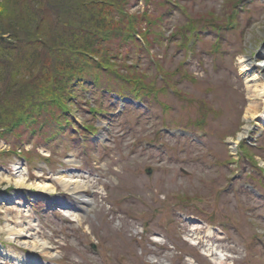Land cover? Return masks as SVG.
I'll return each instance as SVG.
<instances>
[{"label":"rangeland","instance_id":"374dc122","mask_svg":"<svg viewBox=\"0 0 264 264\" xmlns=\"http://www.w3.org/2000/svg\"><path fill=\"white\" fill-rule=\"evenodd\" d=\"M125 3L126 14L112 11L115 33L102 52L111 69L96 71L97 89L79 91L75 109L56 107L52 121L31 119L0 139V246L46 264H218L222 255L219 264H264L263 98L238 139L249 104L241 64L264 60V0ZM22 164L29 184L55 182L56 192L18 187ZM66 170L89 183L79 193L94 203L64 218L56 199H74L54 176ZM24 209L52 255L7 240L6 222L22 225ZM205 224L222 230L205 248L211 256L184 239Z\"/></svg>","mask_w":264,"mask_h":264},{"label":"trees","instance_id":"16d2710c","mask_svg":"<svg viewBox=\"0 0 264 264\" xmlns=\"http://www.w3.org/2000/svg\"><path fill=\"white\" fill-rule=\"evenodd\" d=\"M125 1L0 0V139L31 119L52 121L56 107L75 109L79 91L97 89L96 71L111 69L105 35H114L112 13L126 14ZM11 108L15 116L6 119Z\"/></svg>","mask_w":264,"mask_h":264},{"label":"bare ground","instance_id":"6f19581e","mask_svg":"<svg viewBox=\"0 0 264 264\" xmlns=\"http://www.w3.org/2000/svg\"><path fill=\"white\" fill-rule=\"evenodd\" d=\"M257 62L258 63L256 64L253 59L246 58V60H243L241 64L242 70L245 72V78L247 81V92L249 95V102H248L249 104L245 112L246 118H245L244 127L242 131L238 134L239 140H242L243 138L245 139L246 135L249 134L251 128L253 127L252 122L256 119L258 115L257 110H258V105H259L258 103L259 99L261 98L264 99V74L258 73V71L260 72L259 70L260 68L264 69V63L263 61L261 62L257 61ZM232 148L235 149L236 148L235 145H233ZM69 163H72V161H70ZM23 165L24 164H22L19 167H15L17 173L19 172V175H18L19 178H17L16 180V184L18 187L34 188L41 193L47 192L49 194H53L56 192L55 182L50 183L46 181H43V182L39 181L33 184H29L25 176L26 170ZM54 179L56 183H59L65 189V191H67L74 199L73 202H69L68 200H66V202L65 201L60 202V204L63 205V207L61 208L65 210V212H63L64 215L70 216L71 208L75 210H78V208H81L84 210L89 205L94 203L93 198H90L89 196L85 194L79 193V192H83L84 190H87L89 186V183L85 181L84 179H82L81 176L77 175V177L75 178L70 173V170H66L64 174L55 175ZM15 199H16V196H12L11 198H9V201L15 200ZM27 205H28V202L25 200L23 201L22 204L20 203L19 208L25 207ZM23 211L25 212L24 213L25 219L22 223L21 221H19L22 225H18V224L12 225L11 223L6 222L7 224L6 229H7V235H8L7 240L10 242H14L16 245L24 249L26 248L34 252L37 251L40 253H44L46 255H52L51 251L49 250L50 248L49 242L47 240H44L42 237H40L36 232V228L38 227L37 223L33 221L30 222L28 219L29 212L26 209H24ZM75 218H77L75 214L74 216L73 215L71 216V219L74 220ZM30 223L33 226H35V229H33L32 232L29 231L28 229V224ZM155 239L158 241H162V238L156 237ZM2 247L3 246H0V257H3L4 260L3 261L0 260V264H5L4 263L5 260H10L13 264H39V263L46 264L44 262H41L37 256L30 258L26 255L25 256L19 255L15 250L10 252ZM211 253L212 251L211 252L207 251L205 255L211 256ZM222 256H219V257L217 256L218 261L217 259H215L218 264L222 262V258H221Z\"/></svg>","mask_w":264,"mask_h":264},{"label":"water","instance_id":"95a60500","mask_svg":"<svg viewBox=\"0 0 264 264\" xmlns=\"http://www.w3.org/2000/svg\"><path fill=\"white\" fill-rule=\"evenodd\" d=\"M148 173H149V171H148Z\"/></svg>","mask_w":264,"mask_h":264}]
</instances>
